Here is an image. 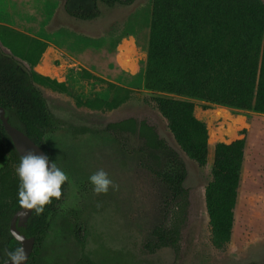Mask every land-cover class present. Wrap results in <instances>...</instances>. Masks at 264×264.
<instances>
[{"label": "rangeland", "instance_id": "374dc122", "mask_svg": "<svg viewBox=\"0 0 264 264\" xmlns=\"http://www.w3.org/2000/svg\"><path fill=\"white\" fill-rule=\"evenodd\" d=\"M153 1L137 0L130 7L100 3V16L85 21L65 11V0H48L54 4L49 10L48 34L55 35L54 42L60 45L45 48L35 69L42 76L64 78L69 89L68 102L57 95L51 99L63 126L45 138L51 161L68 175L69 185L50 219V229L36 264H77L84 255L95 264H264V113L146 88ZM68 33L95 41L96 46L87 50L86 45H75L76 56L69 57L63 47L64 44L74 46L71 38L64 37ZM29 42L20 35L10 38L0 35L3 51L30 70L33 51ZM87 63H94L92 69L101 68L102 72L91 73L84 66ZM83 70L102 81L84 78ZM108 83L131 91L129 99L119 108L95 111L76 106L77 99L110 101L113 91ZM42 89L47 93L45 87ZM152 97L187 99L195 103V115L206 123L209 140L215 145L245 138L232 240L222 251L216 250L210 240L205 202V187L211 180L213 167L209 155L204 168L185 157L191 208L182 231L180 253L162 249L150 254L145 247L154 241L153 229L163 222L165 202L170 194L161 181L141 168L137 154L127 153L107 133L106 126L129 118L146 121L178 148L167 121L150 102ZM128 141L134 149L140 146L137 136H131ZM3 164L0 144V167ZM100 169L119 185L118 191L110 188L107 194L101 195L93 191L89 177ZM75 223L83 231H78ZM76 234L85 237L84 246Z\"/></svg>", "mask_w": 264, "mask_h": 264}, {"label": "trees", "instance_id": "16d2710c", "mask_svg": "<svg viewBox=\"0 0 264 264\" xmlns=\"http://www.w3.org/2000/svg\"><path fill=\"white\" fill-rule=\"evenodd\" d=\"M137 0H65V11L80 20L100 16L99 4L130 7ZM0 35L26 37L33 51L28 69L0 47V106L9 123L22 131L50 157L46 136L63 126L51 111L38 86L69 94L66 80L42 76L35 67L47 44L10 28L0 26ZM84 78L102 81L83 70ZM145 86L148 90L197 98L231 108L264 113V3L262 0H154L147 51ZM113 91L110 101L95 98L76 100V106L95 111H112L130 97L131 91L108 83ZM150 102L168 123L178 145L172 146L146 121L134 118L111 122L107 133L129 154H137L141 168L150 172L167 188L163 222L151 235L154 241L145 247L150 254L171 249L181 251L182 231L191 208L189 176L185 157L204 168L213 164L211 180L205 187V202L211 229V244L219 251L232 240L234 210L238 198L245 158V138L229 144L211 142L205 122L195 115V103L187 99L152 97ZM245 134V131L243 132ZM137 136L140 146L134 149L129 138ZM0 144L4 164L0 167V259L6 251L20 244L10 233L15 214L22 209L18 199L19 179L16 167L21 156L0 120ZM209 146V148H208ZM215 149V150H214ZM210 151V152H209ZM51 161V158H50ZM52 162V161H51ZM53 200L43 214L34 212L19 230L35 239L27 264H36L50 219L62 203ZM78 231L83 227L75 223ZM85 245V237L76 234ZM77 264H95L85 255Z\"/></svg>", "mask_w": 264, "mask_h": 264}, {"label": "clouds", "instance_id": "9594fccd", "mask_svg": "<svg viewBox=\"0 0 264 264\" xmlns=\"http://www.w3.org/2000/svg\"><path fill=\"white\" fill-rule=\"evenodd\" d=\"M15 171L19 179V204L37 216L43 214L53 200L61 199L63 187L69 179L55 162H50L46 155L37 154L35 151L22 155ZM89 181L97 195L107 194L110 188L119 190V185L115 184L103 169L92 174ZM26 260L27 252L20 246L13 251H6L5 258L0 259V264H26Z\"/></svg>", "mask_w": 264, "mask_h": 264}, {"label": "crops", "instance_id": "0c3cea01", "mask_svg": "<svg viewBox=\"0 0 264 264\" xmlns=\"http://www.w3.org/2000/svg\"><path fill=\"white\" fill-rule=\"evenodd\" d=\"M50 6H52V9L54 8V4L48 3V0H0V26L10 28L21 34L29 36L32 39L44 42L47 44V48H51L52 46L58 48L59 46L57 45L59 43L54 42L53 39L55 35L51 34L50 32L48 34V29L50 28V20L48 16L49 10L51 9ZM53 20L55 21V19ZM63 31L64 33L67 32L65 31V29H63ZM64 37L66 40L68 38H71L72 44L74 43L73 44L74 46L72 47L69 44L63 45V47L65 48V52L68 54L69 57L76 56L75 45L76 46H78L79 44L86 45L87 50H90L91 46L92 47L96 46L95 41L91 42L89 41V39L87 40L82 36L75 37L74 34L68 33V35H65ZM94 51L96 50L94 49ZM84 66L88 67L91 73L100 74V72H102L100 70L101 68L92 69L94 63H90V64L87 63ZM48 78L60 79L55 77H48ZM38 87L42 91L44 97L46 98L52 113L56 116L53 110V102L51 101V99L52 100L54 99L52 97H54V95H57L59 99L62 100L63 102H68L69 100L68 96H66V93L54 91L46 87L45 90L47 91V93H45L44 90L42 89L43 86H38Z\"/></svg>", "mask_w": 264, "mask_h": 264}, {"label": "water", "instance_id": "95a60500", "mask_svg": "<svg viewBox=\"0 0 264 264\" xmlns=\"http://www.w3.org/2000/svg\"><path fill=\"white\" fill-rule=\"evenodd\" d=\"M0 120L3 123L4 129L11 138L16 151L20 156L30 152L35 151L37 154L46 155L50 161L48 154L36 143H34L28 136H26L22 131L13 127L8 118L6 117L5 110L0 106ZM51 162V161H50ZM32 211L22 208L13 217L10 224V233L14 239L22 246L27 252L26 264L29 262L31 254L33 253L35 246V239L33 237H26L19 230L20 227H25L28 220L32 216Z\"/></svg>", "mask_w": 264, "mask_h": 264}, {"label": "flooded vegetation", "instance_id": "af4514ba", "mask_svg": "<svg viewBox=\"0 0 264 264\" xmlns=\"http://www.w3.org/2000/svg\"><path fill=\"white\" fill-rule=\"evenodd\" d=\"M50 158V157H49ZM64 199V198H63Z\"/></svg>", "mask_w": 264, "mask_h": 264}]
</instances>
